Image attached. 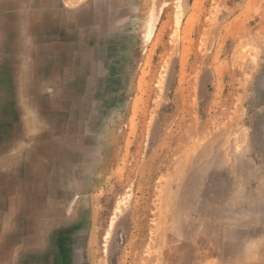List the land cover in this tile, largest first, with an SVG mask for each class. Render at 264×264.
Segmentation results:
<instances>
[{"label":"rangeland","instance_id":"obj_1","mask_svg":"<svg viewBox=\"0 0 264 264\" xmlns=\"http://www.w3.org/2000/svg\"><path fill=\"white\" fill-rule=\"evenodd\" d=\"M0 15V63L41 59L58 27L81 50L37 83L65 103L61 119L29 99L1 122L26 159L39 140L13 116L25 109L59 158L35 205L45 214L0 238V264H33L45 229L65 233L56 264H264V0H0ZM11 164L0 206L24 195Z\"/></svg>","mask_w":264,"mask_h":264},{"label":"bare ground","instance_id":"obj_2","mask_svg":"<svg viewBox=\"0 0 264 264\" xmlns=\"http://www.w3.org/2000/svg\"><path fill=\"white\" fill-rule=\"evenodd\" d=\"M34 15L35 13H33L31 17ZM7 21V16L0 15V33L3 38L2 44H5V40L8 34L9 32H11V28L9 27ZM75 33L73 28L68 31H61V29L58 27V29L53 30V33L45 34L47 40L51 39L53 40V42L55 40L57 42H52L53 44L49 42L45 45L42 44V46H40L42 56L44 55L41 59H29L28 61L20 59H5L0 63V100L5 99L7 101L4 105H2V103L0 104V147H3V149L12 147L13 149H15L11 150L7 157H2V159H0V163H13L11 165L15 167L16 174L19 176V178L16 179L17 190L21 191V193L23 190L24 193L23 198H21V196L17 200H14L12 198L9 202H6L4 200H2L3 203L1 202L3 205L0 206V215H3L5 213L6 216L14 218V220L16 221L15 224L18 227L14 231L9 225H3L4 227L0 226V238L6 239L10 244L15 243L17 239L22 236V234L27 235L28 233H30L33 227L37 224L38 214H41L42 212L43 214H45L42 209L35 208L37 206V199L40 197L42 191L40 186L44 182L48 186L51 185L52 181H50L49 179L47 180V175H52L54 169H56V160L59 157L55 151H52V149L49 148V146L47 148L45 145H40L41 140H44V138H46L47 131L43 130L41 124H38L34 127L33 125L36 117H34V115L27 114V111H25V109V112L23 111L24 113L22 112V114H19L16 110V112H13V116L16 115L20 123L21 120H24L23 122L26 127V137L28 140H31L33 137H35L36 141L37 139L39 140V146L35 145V147L33 148L34 150L30 148L24 149V156L26 157V159L23 160L21 159L22 155H18L20 144H15V142H13V139L10 138V127L1 125V122L5 119H11L12 114H10L9 111L12 109L13 105L14 109H16L15 102L20 106V104L23 105L25 101H29V99L34 100L37 105L41 104L43 107L46 106L47 118H62V112L60 110L63 109L65 103L62 100L56 98L51 102H46V100L40 94V90H38L39 85H37V83L42 78L45 71L48 72L49 69H54L49 64H47L49 63V61H52V63L56 64L55 70L57 69V71L60 69L64 71L70 70V67H72V61L75 60L74 57H76V55L81 51L74 44V40H76ZM47 54H49L51 57L45 58V55ZM29 68L30 70L32 68V72L29 71ZM51 106L53 107V109L51 108ZM58 106L60 109L58 108ZM37 153H40V155H42V159H39L41 162H34L31 160V158H33L34 156L37 157ZM30 155L34 156L29 157ZM44 156L45 158L43 160ZM31 170L33 172L36 171V177H33L34 173ZM17 171L20 172L17 173ZM42 171L45 172L46 178H44V176L38 177V174L43 175L41 174ZM5 174L0 176V181H2V179L4 180ZM8 184L7 186L9 187ZM1 191L4 190L1 189L0 192ZM47 191L51 190L48 189ZM10 206L14 207V209H10L11 211L6 214L9 211L8 207ZM1 221H3V218L2 220L0 219V223ZM64 235V232L52 231L48 233V231L45 229L44 231H42V234L38 238V240L42 241L43 244L47 247L46 251H34L26 248V254L28 255L26 259H28L29 257L31 259V263L33 264H48V260L52 257L53 262L50 264H56L58 262L56 241L61 240ZM32 240V236L29 235V237H26L25 242ZM31 252H33L34 255H31Z\"/></svg>","mask_w":264,"mask_h":264},{"label":"crops","instance_id":"obj_3","mask_svg":"<svg viewBox=\"0 0 264 264\" xmlns=\"http://www.w3.org/2000/svg\"><path fill=\"white\" fill-rule=\"evenodd\" d=\"M3 157V156H2ZM2 157H0V159H2ZM4 158V157H3ZM0 169H2V168H0ZM7 175H9V174H7ZM5 177H6V175H5ZM5 179V178H4ZM9 181V180H8ZM2 184V185H1ZM7 184L8 183H6V180H2V181H0V190L2 189V190H4V191H6V189L7 190H9V187L7 186ZM5 186V187H4ZM7 186V187H6ZM10 186V185H9ZM5 188V189H4Z\"/></svg>","mask_w":264,"mask_h":264}]
</instances>
